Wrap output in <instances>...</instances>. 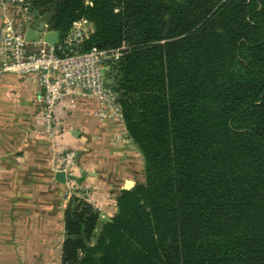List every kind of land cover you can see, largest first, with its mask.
<instances>
[{"label":"trees","instance_id":"16d2710c","mask_svg":"<svg viewBox=\"0 0 264 264\" xmlns=\"http://www.w3.org/2000/svg\"><path fill=\"white\" fill-rule=\"evenodd\" d=\"M108 63L144 182L99 221L71 196L61 264H264V0H28Z\"/></svg>","mask_w":264,"mask_h":264},{"label":"crops","instance_id":"0c3cea01","mask_svg":"<svg viewBox=\"0 0 264 264\" xmlns=\"http://www.w3.org/2000/svg\"><path fill=\"white\" fill-rule=\"evenodd\" d=\"M3 15L0 8V25ZM7 15L19 23L13 7ZM34 42L28 51L35 50ZM40 97L36 73L0 76V264H61L67 183L52 171L61 151L77 152L71 182L101 207L100 222L114 215L126 184L144 182L141 153L122 123L98 121L95 99L66 97L56 104L60 134L52 144L41 132Z\"/></svg>","mask_w":264,"mask_h":264},{"label":"built area","instance_id":"2783aa9c","mask_svg":"<svg viewBox=\"0 0 264 264\" xmlns=\"http://www.w3.org/2000/svg\"><path fill=\"white\" fill-rule=\"evenodd\" d=\"M13 7L20 16L15 23L8 15ZM3 10L0 25V76L6 72L36 73L41 89L43 124L41 132L53 144L60 134V126L54 118L56 104L66 97H85L96 100L93 114L103 124L117 120L123 124L120 106L116 94L105 77L108 63L116 62L128 49L122 43L115 49L92 47L88 51H78L79 45L92 32V24L80 19L57 44L50 45L38 38L34 42L35 50L28 51L24 29L33 21L28 0H0ZM121 137L115 136L114 140ZM55 154V153H54ZM58 160L52 166L54 173L72 175L76 167L77 152L74 149L61 151ZM66 199L71 196L88 202L98 213L101 207L89 196L81 185L66 179Z\"/></svg>","mask_w":264,"mask_h":264},{"label":"water","instance_id":"95a60500","mask_svg":"<svg viewBox=\"0 0 264 264\" xmlns=\"http://www.w3.org/2000/svg\"><path fill=\"white\" fill-rule=\"evenodd\" d=\"M33 22L30 24L29 28L26 31L25 38L28 41H37L38 38H41L43 42L54 45L60 41L59 33L57 31L48 30L47 26L50 21V16L48 13L39 15L37 12L32 13ZM56 179L64 183L66 179L73 180L72 175H66L62 172L55 173ZM131 188V184L128 183L124 186V190Z\"/></svg>","mask_w":264,"mask_h":264},{"label":"rangeland","instance_id":"374dc122","mask_svg":"<svg viewBox=\"0 0 264 264\" xmlns=\"http://www.w3.org/2000/svg\"><path fill=\"white\" fill-rule=\"evenodd\" d=\"M92 28V26H90V29Z\"/></svg>","mask_w":264,"mask_h":264}]
</instances>
